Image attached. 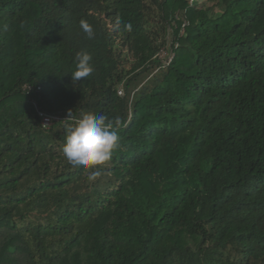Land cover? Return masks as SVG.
Returning a JSON list of instances; mask_svg holds the SVG:
<instances>
[{
    "label": "trees",
    "instance_id": "obj_1",
    "mask_svg": "<svg viewBox=\"0 0 264 264\" xmlns=\"http://www.w3.org/2000/svg\"><path fill=\"white\" fill-rule=\"evenodd\" d=\"M35 107L123 121L95 183ZM0 264H264V0H0Z\"/></svg>",
    "mask_w": 264,
    "mask_h": 264
},
{
    "label": "clouds",
    "instance_id": "obj_2",
    "mask_svg": "<svg viewBox=\"0 0 264 264\" xmlns=\"http://www.w3.org/2000/svg\"><path fill=\"white\" fill-rule=\"evenodd\" d=\"M123 22L117 20V26ZM80 27L87 39L95 37V30L86 20L80 21ZM124 30H132L131 23L123 24ZM89 52L81 50L75 54V70L71 72L73 81H81L94 73ZM65 125V138L62 147L63 156L73 169H88L87 181L95 183L101 176V167L106 165L113 156V152L120 147L119 129L123 121L116 117L109 119L103 113L84 112L78 118L69 113Z\"/></svg>",
    "mask_w": 264,
    "mask_h": 264
},
{
    "label": "built area",
    "instance_id": "obj_3",
    "mask_svg": "<svg viewBox=\"0 0 264 264\" xmlns=\"http://www.w3.org/2000/svg\"><path fill=\"white\" fill-rule=\"evenodd\" d=\"M184 26V24L182 25V27ZM172 40H170V44H172ZM174 46H177V43H174ZM173 49L171 47V45H169V47L167 49H161L156 56L161 60L162 64H168L172 58H173ZM26 89H30V86H26ZM117 93L119 95H123V88L122 85H120L117 89ZM36 112L40 118V122L41 125L43 127H48L50 126L52 123L54 122H58V121H64L67 117L63 116L62 114H60L59 112L56 113H48L45 112L37 107H35Z\"/></svg>",
    "mask_w": 264,
    "mask_h": 264
},
{
    "label": "rangeland",
    "instance_id": "obj_4",
    "mask_svg": "<svg viewBox=\"0 0 264 264\" xmlns=\"http://www.w3.org/2000/svg\"><path fill=\"white\" fill-rule=\"evenodd\" d=\"M171 24L174 25V22H172ZM171 33H172L171 28H169V33L167 35L168 39H171Z\"/></svg>",
    "mask_w": 264,
    "mask_h": 264
}]
</instances>
